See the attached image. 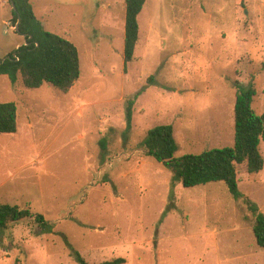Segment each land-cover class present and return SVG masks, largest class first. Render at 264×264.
<instances>
[{
    "label": "rangeland",
    "instance_id": "rangeland-1",
    "mask_svg": "<svg viewBox=\"0 0 264 264\" xmlns=\"http://www.w3.org/2000/svg\"><path fill=\"white\" fill-rule=\"evenodd\" d=\"M31 3L45 30L78 47L81 77L63 93L0 76V102L18 108V131L0 134V203L53 224L27 218L0 233V264H79L75 251L89 264H264L245 202L264 213V167H239L236 200L224 181L173 184L141 146L173 125L176 157L232 147L236 82L253 85L264 113V0H147L127 70L126 0ZM24 44L0 0V58Z\"/></svg>",
    "mask_w": 264,
    "mask_h": 264
},
{
    "label": "trees",
    "instance_id": "trees-1",
    "mask_svg": "<svg viewBox=\"0 0 264 264\" xmlns=\"http://www.w3.org/2000/svg\"><path fill=\"white\" fill-rule=\"evenodd\" d=\"M12 5L13 22L26 44L17 48L16 53L5 59L0 58V76L8 75L15 85L21 76L28 88H41L48 83L63 93H68L81 77V58L78 47L70 40L45 30L33 10L31 0H9ZM15 3V8L12 4ZM147 0H126L125 22V70L134 59L140 37L139 15ZM235 138L232 147L212 149L199 155L176 157L178 149L173 125H159L149 130L141 146L173 173V184L181 182L185 187H194L211 182L224 181L236 200H242L239 188L238 169L244 167L249 175L260 172L264 157L260 145L264 142V113L257 114L253 101L257 90L236 82ZM139 94L128 101L126 119L130 129L133 109ZM18 131V108L15 102H0V134ZM248 209L255 215L254 233L257 242L264 247V213L259 206L245 199ZM34 218L43 231L53 229V224L43 214L30 208L0 203V233L12 224ZM79 264H89L77 251L74 252ZM119 257L100 264H125Z\"/></svg>",
    "mask_w": 264,
    "mask_h": 264
},
{
    "label": "water",
    "instance_id": "water-1",
    "mask_svg": "<svg viewBox=\"0 0 264 264\" xmlns=\"http://www.w3.org/2000/svg\"><path fill=\"white\" fill-rule=\"evenodd\" d=\"M12 4H13V6H14V8H15V3L12 1ZM20 18H19V22H18V25L16 26V30H17V32L19 31V24H20Z\"/></svg>",
    "mask_w": 264,
    "mask_h": 264
}]
</instances>
